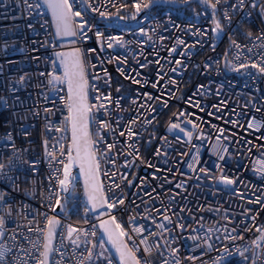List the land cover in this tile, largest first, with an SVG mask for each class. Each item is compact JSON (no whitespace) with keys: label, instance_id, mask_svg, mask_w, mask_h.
Here are the masks:
<instances>
[{"label":"built area","instance_id":"1","mask_svg":"<svg viewBox=\"0 0 264 264\" xmlns=\"http://www.w3.org/2000/svg\"><path fill=\"white\" fill-rule=\"evenodd\" d=\"M189 1L179 8L157 5L136 14L131 5L138 0H69L73 11L81 13L75 20L82 17L91 26L86 38L73 37V48L80 50L84 61L87 103L103 102L110 114L92 107L88 123L104 198L124 199L111 213L106 208L107 216L114 214L132 236L125 242L137 259L151 264L165 260L216 264L221 257V264H264L260 248L255 249V262L251 251L245 253L246 261L236 252L253 249L264 231V127H248L253 120L264 122V75L251 67L233 70L241 63L264 61V39H258L264 37V24L257 13L264 0H244L237 10L232 5L239 0H221L215 11L223 28L219 39L212 32L213 9L200 0ZM114 3L126 7L116 14ZM225 11L230 20L225 19ZM134 14L138 18L129 23ZM75 27L78 30V23ZM113 37H119L123 47ZM57 53L61 48L41 0H0V192L4 193L0 215H6L8 206L12 211L0 243H13L8 237L15 234L22 248L32 250L33 255L25 257L28 264H36L42 249H33L24 237H42L28 231V220H33L32 227L44 228L45 217L52 216L60 225L54 241L58 251L54 250L51 264H76L70 256L68 227L96 233L81 237L77 257L95 244L96 264H117L108 256L97 220L91 211L85 212L89 205L75 164L70 169L75 178L70 191H61L58 184L71 134L65 120L68 84ZM53 77L60 81L49 84ZM103 96H110L111 103ZM99 121L111 127L101 129ZM172 123L178 127L169 131ZM129 126L136 135H127ZM108 145H114L111 151ZM46 151L54 153L55 160ZM222 175L233 184L220 183ZM57 195L65 200L62 212L56 206ZM158 223L166 230L158 229ZM135 227L141 233L133 231ZM229 234L243 239L233 241L226 238ZM205 237H210L211 247ZM142 240L153 246L151 253L145 252ZM171 248L178 250L175 256Z\"/></svg>","mask_w":264,"mask_h":264},{"label":"snow or ice","instance_id":"2","mask_svg":"<svg viewBox=\"0 0 264 264\" xmlns=\"http://www.w3.org/2000/svg\"><path fill=\"white\" fill-rule=\"evenodd\" d=\"M175 0H147V2H144V0H138V2L133 3L131 5L132 8L135 9V13L138 14L142 8H149L150 6L156 5V4H164V3H174ZM185 3H188L189 0H184ZM201 3L205 4L207 7H210L213 9V12L215 13L217 9V5L221 3V0H216L215 3H211L210 0H200ZM226 2V0H224ZM45 5L49 9L53 22L56 27V35L58 37H75L78 35H82L85 38L87 37V32L91 30V26L88 25L87 21L84 20L82 17L77 22L75 20L76 17H80L81 13L79 11H73L72 4L69 3V0H44ZM116 8V14H119L122 7H126V5H120L117 6L115 3L112 5ZM244 6V0H239L238 4H233L232 9H242ZM31 7V5H29ZM93 11H98L95 7L92 9ZM101 16H107L109 13L107 12H100ZM225 19L230 20V16L227 11L224 13ZM121 19H124L123 16H120ZM133 19L136 18V15L134 14L132 16ZM213 21L215 24V27L212 29V32L215 33L217 36L220 35V33L223 31V28L221 24L216 20L215 14L213 16ZM78 23V30L75 27V25ZM141 34L147 35L146 32H144L143 29L140 30ZM99 38V33L97 34ZM249 38L251 37V33L248 34ZM112 39L116 40L117 43H119L123 47V42L120 40L119 37H113ZM258 39H264V37H258ZM178 43H183V41H178ZM233 44L235 47L239 48V45L235 44V41H233ZM109 47H112L111 44L108 45ZM175 49H172L174 51ZM90 51H94V49H90ZM57 57L60 59V63L64 68V77L67 80L68 84V100H67V108H68V116L65 118L66 123L68 126H70L71 130V143L67 147V163L63 164V178L58 179V184L60 186L61 191L63 192H69L70 191V184L75 179L73 176H71L70 169L73 166V164H78L80 167L81 175L84 178V185L87 192V202L89 207L85 208L86 214L89 211H96L98 208H107L109 212L111 213V210L118 205L124 204L123 198H117L115 201L109 202L107 199L104 198V194L102 191V186L100 185L98 181L99 177V159L97 155V151L95 150V142L93 139L89 136L88 133V123H89V113L92 110V107H96L97 109H105L104 115L108 116L110 115L106 111V104L103 102L99 103L98 105H92L90 106L87 103V94H86V88L88 86V82L85 79V71H84V61L81 57V52L79 49L72 53H57ZM177 64L180 63V61H176ZM251 67L253 69H256L257 72L264 75V61H261L259 64L256 62L249 64L241 63L239 67H233L234 71H240L241 68H248ZM43 75V74H42ZM53 81H60L59 77H53L52 80L49 81V84H52ZM156 85L154 84L153 87ZM117 91H120V89H117ZM147 95V94H145ZM98 100L101 99L100 96L97 97ZM148 99H152L151 96H148ZM103 101H108L111 103V97L110 96H103ZM164 106L167 107V102H163ZM119 106V103L117 102V107ZM49 111V110H46ZM180 115H184V113H180ZM118 122V121H117ZM136 121L133 120L132 123H135ZM190 123V121H189ZM100 128L101 129H108L111 127V125L107 124L104 121H99ZM178 127L177 124L172 123L170 125L169 131L172 129H176ZM193 128H196L197 125L193 124ZM249 128L259 129L261 127H264V122H257L253 120L248 125ZM57 132L62 131L61 128H56ZM183 131V129H181ZM120 135H125L124 132H121ZM127 135L129 137H132L136 135L130 130L127 131ZM186 136H191V133L185 132ZM9 140L11 139V135L8 136ZM61 154L63 155V149L64 145L61 143L60 145ZM114 145H108V150L111 151ZM73 152H75V155H73ZM47 155H51L53 157V160H55L54 153L47 152ZM159 154V152H158ZM195 159V157L193 158ZM219 159L223 160L224 157L220 156ZM114 162V160H113ZM25 163H28V161H25ZM191 167V165H189ZM220 165H217V168H220ZM264 167V166H262ZM3 169V165H0V170ZM203 171V169H201ZM222 171V169H221ZM107 174V173H105ZM123 179V177H122ZM220 183L225 185H231L233 184V180L229 179L227 176H221L219 178ZM115 187H119V185H115ZM177 187L182 188L183 185H177ZM4 200V193L0 192V202ZM252 203V201H249ZM259 203V198L255 201ZM56 206L60 207V197L57 195L56 197ZM55 208H53V211ZM2 211V209H0ZM156 211H159L157 209ZM183 211V209H181ZM12 211L11 207L8 206V211L6 215H0V239L5 238L6 233V226H5V220L6 216H11ZM164 219L171 223V220L166 215L164 216ZM46 224L44 228L39 227H32L33 220H28V231L29 232H36L39 234L42 239L38 240H32L30 237L25 236L24 239L28 240L29 243L32 245L33 249H42L39 251V257H37L36 264H51V256L55 251H58V249H55L53 245V238L55 234L57 233V228L60 225V221L52 216H46L45 217ZM253 220H255V217H253ZM87 222V221H85ZM18 227H21L18 225ZM156 227L158 229L166 230V226L164 224H157ZM177 227L183 228V224H178ZM100 228L103 231L104 237H106L107 242L111 244L112 248L115 249L116 253L119 255L120 258V264H151L148 260H139L137 259L135 255V250L130 248L128 244L125 242V240H132V236L125 230L124 227L121 226L119 222H117V219L114 214L110 215V218L107 220H104L100 224ZM258 231H261L260 229H257ZM136 233H141L140 227H135L133 229ZM211 231V230H209ZM233 232L236 231L235 228L232 229ZM15 232V230H14ZM74 233H79L74 237ZM89 235L92 237L96 236L95 231L91 233L83 232L81 229H77L74 227H68L67 228V239L69 240L70 244L73 246V250L70 252V256L75 259L76 264H85V262H88V264H96V261L94 259L93 249L95 248V244H93L92 248L85 249L83 251L87 252V255H83V251H81V256H76V251L80 250V244L82 243L81 237L87 238ZM153 236L156 235V233H152ZM226 238L231 240L236 239H243V237L239 236H231L229 234ZM9 240H11L13 243H0V264H28V260L25 259V257H31L33 255L31 249H24L22 248L19 243L16 241V235L14 234L12 237H8ZM191 239L196 240L197 237L193 236ZM210 237H205L204 242L205 244H208L209 247L211 245L209 244ZM264 231H261V237L258 241H254V247L253 249H249L248 247H244L242 249L238 248L236 250L237 254H239L245 261L248 259V257L245 255V253L251 251L252 252V258L255 262V259L257 258V252L256 248H260L264 250ZM88 243H91V241H87ZM141 243L145 245V252L151 253L153 246L149 243L147 240H142ZM165 243H167V240H165ZM61 245H63V239L61 241ZM100 247L106 251V249L103 248V243H101ZM156 247H159V245H156ZM18 250V251H17ZM171 254L175 256L176 252L178 251L175 248L170 249ZM227 252L228 250L225 249ZM23 253V256L20 255V253ZM102 254V253H101ZM65 255L64 252H60V256L63 257ZM223 260V257H221L220 261H217L216 264H221ZM56 264H61L60 261H57ZM165 264H167V260H165ZM175 264H180L179 260H176Z\"/></svg>","mask_w":264,"mask_h":264},{"label":"water","instance_id":"3","mask_svg":"<svg viewBox=\"0 0 264 264\" xmlns=\"http://www.w3.org/2000/svg\"><path fill=\"white\" fill-rule=\"evenodd\" d=\"M42 4L44 5L47 13H48V16L51 20V24H52V30H53V34H54V38L58 44V46L61 48V53H72L74 51H76L74 48H73V37H58L56 35V27H55V24L53 22V19H52V16H51V13L49 11V9L47 8V6L45 5L44 3V0H41ZM189 3H191V1H189L188 3H177V2H174V3H164V4H156V5H153V6H150L149 8H145V11H148L151 7H154V6H157V5H164V6H171V7H176V8H179V7H183L185 5H188ZM215 14V13H214ZM214 16V15H213ZM138 18V16H136L135 19H132L130 21H128L129 23H132L134 22L136 19ZM226 56H227V53L225 54L224 56V59H223V62L225 61L226 59ZM227 75H230V73H227ZM68 95H69V92H68ZM70 134H71V130H70ZM73 155H75V152H73ZM75 167H76V170L78 171V173L80 174L81 176V179H82V182H83V187H84V193H85V197H86V200H87V192H86V189H85V185H84V178L83 176L81 175V171H80V167L78 166V164H75ZM88 203V202H87ZM60 204L61 206L58 207V211L62 212L63 209H64V205H65V200H62L60 201ZM90 207V205H89ZM93 217L97 220V225H98V229H99V232L103 238V241L106 245V248L108 250V252L110 253V255L112 256V258L116 261L117 264H120V258H119V255L116 253L115 249L112 248L111 244H109L107 242V239L106 237H104V234H103V231L101 230L100 228V224L101 222H103L104 220H107L109 219V217L107 216V210L106 208H98L96 211H91ZM58 219V218H57ZM59 220V219H58ZM59 227V226H58ZM57 231H58V228H57ZM55 237H56V234L53 238V245H54V241H55Z\"/></svg>","mask_w":264,"mask_h":264},{"label":"rangeland","instance_id":"4","mask_svg":"<svg viewBox=\"0 0 264 264\" xmlns=\"http://www.w3.org/2000/svg\"><path fill=\"white\" fill-rule=\"evenodd\" d=\"M257 13L259 15L260 21L264 24V4H262V5L259 6V8L257 9ZM214 37H216L217 39H219L220 38V35L217 36L214 33Z\"/></svg>","mask_w":264,"mask_h":264},{"label":"trees","instance_id":"5","mask_svg":"<svg viewBox=\"0 0 264 264\" xmlns=\"http://www.w3.org/2000/svg\"><path fill=\"white\" fill-rule=\"evenodd\" d=\"M107 253H108V256H111L109 252H107Z\"/></svg>","mask_w":264,"mask_h":264}]
</instances>
